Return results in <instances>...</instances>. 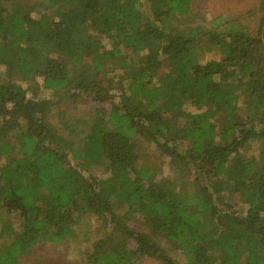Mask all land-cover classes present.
Listing matches in <instances>:
<instances>
[{
	"label": "trees",
	"instance_id": "16d2710c",
	"mask_svg": "<svg viewBox=\"0 0 264 264\" xmlns=\"http://www.w3.org/2000/svg\"><path fill=\"white\" fill-rule=\"evenodd\" d=\"M147 1L148 15L139 0H40L43 12L0 0V264L73 238L90 213L111 227L85 264H179L171 250L186 264H264V0L257 34H210L221 54L203 63L200 29L171 24L193 0ZM108 63L121 72L102 76ZM65 96L98 105L80 148L48 121ZM138 136L192 189L138 165ZM137 217L145 229L128 225Z\"/></svg>",
	"mask_w": 264,
	"mask_h": 264
},
{
	"label": "rangeland",
	"instance_id": "374dc122",
	"mask_svg": "<svg viewBox=\"0 0 264 264\" xmlns=\"http://www.w3.org/2000/svg\"><path fill=\"white\" fill-rule=\"evenodd\" d=\"M18 1L34 6L35 12L44 11V6L39 4L40 0ZM139 2L140 9H142L145 14H150L151 12L148 1L139 0ZM260 2L261 0H193L189 12L183 17H177L178 19L173 18L171 24L185 32H188L189 28L197 27L200 29V32L196 35L199 39L193 43V48L196 50L195 52L198 53L199 61L203 63L206 59H217L221 54L218 45L210 43V34L219 36L223 33L226 39H228V33L231 32V28L246 32L250 35L257 34L260 24V16L262 14L259 8ZM110 65V63L105 65L109 70L102 76H107L109 78L113 73L121 72L119 69L113 70L114 66ZM166 69L167 63L164 62L162 70ZM16 82L23 87L27 86L26 82L20 80H16ZM111 92L113 93V98L109 103L118 101L117 90H112ZM40 93L48 95L54 100L57 98L53 97L50 91L44 90ZM102 105L105 106L106 109H109L108 104ZM97 107V104H93L89 101L83 99L74 100L65 96L52 108L48 121L55 126L59 134L75 142V146L80 148L82 142L80 135H78V131H86L88 129L91 118L94 117V114L98 110ZM136 145V151L139 157L138 165L142 164L148 167L156 180L165 177L175 178L177 182L180 180V182L185 186H188L190 190L192 189V187H190L191 184L189 179L183 177V175H181L182 173L175 169L170 163L169 158L161 154L153 143L138 136L136 138ZM259 147L260 142L252 141L249 147L246 148L245 155L257 156ZM3 162L4 157H0V165H2ZM90 172L93 176L101 179L108 177L110 174L104 165L93 166ZM84 173L86 174V172ZM234 202L236 208L241 212H244L247 208L238 197ZM123 212V207L118 209V213L122 214ZM3 217L4 215H2V218ZM127 221L130 227L145 229L141 217L129 218ZM110 227L111 225L109 223L104 224L93 214H86L77 225L76 235L73 238L67 239L65 242V244L67 243L66 249L70 250L69 253L73 254L69 259V264H85L87 251L91 250L94 242L105 237L110 231ZM13 228L16 232L19 231L17 224H14ZM10 240V235L6 232L5 235L0 238V245L9 243ZM160 241L165 244V241ZM44 245L49 244L46 241L41 243V249ZM130 246L132 247L133 245L130 244ZM40 247L38 248L39 250H41ZM166 247L168 248V246ZM171 254L179 264H186L185 258L179 250H171ZM68 255L70 256L71 254ZM39 259L40 255L37 254L35 260L32 262L34 264H65V262L63 263L59 259H52L50 261ZM27 261L28 260H25V263H27ZM131 261L133 264H160L154 259L146 258L137 254L132 257Z\"/></svg>",
	"mask_w": 264,
	"mask_h": 264
},
{
	"label": "crops",
	"instance_id": "0c3cea01",
	"mask_svg": "<svg viewBox=\"0 0 264 264\" xmlns=\"http://www.w3.org/2000/svg\"><path fill=\"white\" fill-rule=\"evenodd\" d=\"M62 241L60 243H49V245H44L41 249V243L37 244L36 246L32 247L28 251H26L20 258L19 264H34L32 261L35 260V257L37 254L40 255V259L42 260H52V259H59L61 262H65V264H69V259L73 256L72 253H69L70 250L66 249V242ZM40 247L41 250L38 248ZM38 249V250H37ZM68 254H71L70 256ZM51 255V256H50ZM39 259V260H40ZM25 260H28L27 263H25ZM23 262V263H22Z\"/></svg>",
	"mask_w": 264,
	"mask_h": 264
}]
</instances>
